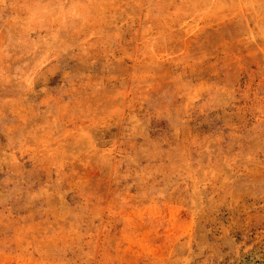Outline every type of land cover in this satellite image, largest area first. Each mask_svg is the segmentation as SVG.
Segmentation results:
<instances>
[{
	"label": "rangeland",
	"instance_id": "374dc122",
	"mask_svg": "<svg viewBox=\"0 0 264 264\" xmlns=\"http://www.w3.org/2000/svg\"><path fill=\"white\" fill-rule=\"evenodd\" d=\"M0 264H264V0H0Z\"/></svg>",
	"mask_w": 264,
	"mask_h": 264
}]
</instances>
